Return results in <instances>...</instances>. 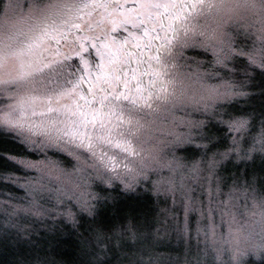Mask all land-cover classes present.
<instances>
[{
	"label": "snow or ice",
	"instance_id": "snow-or-ice-1",
	"mask_svg": "<svg viewBox=\"0 0 264 264\" xmlns=\"http://www.w3.org/2000/svg\"><path fill=\"white\" fill-rule=\"evenodd\" d=\"M264 264V0H0L7 264Z\"/></svg>",
	"mask_w": 264,
	"mask_h": 264
},
{
	"label": "trees",
	"instance_id": "trees-1",
	"mask_svg": "<svg viewBox=\"0 0 264 264\" xmlns=\"http://www.w3.org/2000/svg\"><path fill=\"white\" fill-rule=\"evenodd\" d=\"M54 243L55 253L53 258L59 261V264H78L80 260L79 241L76 236L68 235L61 239L58 245ZM13 258V250L11 248H0V264H7V261Z\"/></svg>",
	"mask_w": 264,
	"mask_h": 264
},
{
	"label": "rangeland",
	"instance_id": "rangeland-1",
	"mask_svg": "<svg viewBox=\"0 0 264 264\" xmlns=\"http://www.w3.org/2000/svg\"><path fill=\"white\" fill-rule=\"evenodd\" d=\"M68 235H70V234H65V235H63L62 237H61V239H64V238H66ZM79 241V240H78ZM60 246H62L61 245V242H60ZM81 258V257H80Z\"/></svg>",
	"mask_w": 264,
	"mask_h": 264
}]
</instances>
